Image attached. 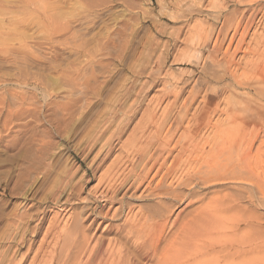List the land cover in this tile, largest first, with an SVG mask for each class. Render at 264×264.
Returning a JSON list of instances; mask_svg holds the SVG:
<instances>
[{"label":"rangeland","instance_id":"obj_1","mask_svg":"<svg viewBox=\"0 0 264 264\" xmlns=\"http://www.w3.org/2000/svg\"><path fill=\"white\" fill-rule=\"evenodd\" d=\"M263 11L264 0H0V264H85L87 254L76 250L83 235L89 247L109 242L135 264H155L119 232L124 222L168 219L158 249L167 248L178 213L180 222L220 196L233 210L215 218L231 226L242 217L234 238L258 237L262 249L185 263L264 264ZM135 135L145 154L134 152ZM237 150L233 171L221 162ZM207 154L216 155V171ZM156 160L148 182L133 189L143 165ZM164 171L169 195L154 197ZM106 195L122 204L104 203ZM20 214L32 219L21 222Z\"/></svg>","mask_w":264,"mask_h":264},{"label":"bare ground","instance_id":"obj_2","mask_svg":"<svg viewBox=\"0 0 264 264\" xmlns=\"http://www.w3.org/2000/svg\"><path fill=\"white\" fill-rule=\"evenodd\" d=\"M179 2V1H178ZM177 1H176V4L178 3ZM181 3V2H180ZM182 4V3H181ZM179 5V4H178ZM261 6V5H260ZM246 9V8H245ZM263 9V8H262ZM246 11V10H245ZM251 11H252V9H251ZM262 12V11H261ZM264 12V11H263ZM249 13V12H248ZM256 13V12H255ZM252 14H254V13H252ZM264 14V13H263ZM254 15H256V14H254ZM243 17H245L244 15L242 16V18ZM250 17V16H249ZM254 17V16H253ZM253 17H251L252 19H253ZM255 18V17H254ZM248 19V18H247ZM240 20H241V18H240ZM244 20V19H243ZM245 21H247L246 19H245ZM253 21V20H252ZM238 23V22H237ZM248 23V22H247ZM235 24H236V22H235ZM234 24V25H235ZM243 24V23H242ZM249 24V23H248ZM238 25H239V23H238ZM244 25H245V22H244ZM241 26V25H240ZM240 26L239 27H237L236 26V28H240ZM247 26V25H246ZM202 27V26H201ZM245 27V26H244ZM244 27H242V28H244ZM248 27V26H247ZM264 27V26H263ZM236 28H234V29H236ZM241 28V29H242ZM248 28H250V27H248ZM202 29V28H201ZM234 29L232 30V31H234ZM240 29V30H241ZM243 30V29H242ZM202 31V30H201ZM204 31V30H203ZM246 31V30H245ZM250 31V30H249ZM200 32V31H199ZM241 32H244V30L243 31H241ZM240 32V33H241ZM196 33V32H195ZM210 33V32H209ZM239 33V34H240ZM246 33H247V31H246ZM197 34V33H196ZM204 34V33H203ZM207 34V33H206ZM236 34V33H235ZM243 34V33H242ZM255 34V33H254ZM253 34V35H254ZM201 35H202V33H201ZM201 35L199 36V33H198V35L197 36H199V37H201ZM256 35V34H255ZM205 36V35H204ZM207 36V35H206ZM257 36V35H256ZM208 37V36H207ZM223 37V36H222ZM226 37V36H225ZM224 37V38H225ZM255 37V36H254ZM253 37V38H254ZM197 38V37H196ZM211 38V37H210ZM244 38V37H243ZM255 38H257V37H255ZM200 39V38H199ZM204 39V38H203ZM223 39V38H222ZM239 39H241V38H239ZM202 40V39H201ZM206 40V39H205ZM210 40V39H209ZM208 40V41H209ZM254 39H252V41H253ZM256 40V39H255ZM255 40H254V43H255ZM258 40V39H257ZM256 40V41H257ZM260 40H261V38H260ZM203 41V40H202ZM216 41H217V39H216ZM205 42V41H204ZM204 42H201V43H203L204 44ZM210 42V41H209ZM237 42H239V41H237ZM237 42H236V44H237ZM241 42V41H240ZM243 42V41H242ZM257 42H260L259 40L257 41ZM198 43H199V41H198ZM198 43H196V44H198ZM235 44V45H236ZM239 44V43H238ZM243 44H245L244 42H243ZM256 44V43H255ZM258 44H260V43H258ZM262 44V43H261ZM214 45V44H213ZM218 45V44H217ZM257 45V44H256ZM207 46V45H206ZM205 46V47H206ZM255 46V45H254ZM260 45H258L257 46V48L259 47ZM263 46V45H262ZM215 47V46H214ZM241 47V46H240ZM239 47V48H240ZM237 48V47H236ZM263 48V47H262ZM235 49V48H234ZM252 49H255V48H252ZM258 49H260V48H258ZM257 49V50H258ZM215 51V50H214ZM213 51V52H214ZM247 51V50H246ZM250 51V50H249ZM252 51V50H251ZM211 52V51H210ZM217 52V51H216ZM215 52V53H216ZM256 52V50H254V53ZM253 53V54H254ZM261 53V52H260ZM258 54V53H257ZM263 54V53H262ZM261 54V56H263ZM257 56V55H256ZM260 56V57H261ZM259 57V56H258ZM228 58V57H227ZM230 58H231V56H230ZM230 58H229V61H230ZM216 59V58H215ZM259 59V58H258ZM233 60V59H232ZM253 60V59H252ZM260 60V59H259ZM258 60V61H259ZM216 61V60H215ZM254 61V60H253ZM253 61H251V62H253ZM262 61V60H261ZM260 61V62H261ZM259 62V63H260ZM264 62V61H263ZM230 63V62H229ZM255 63V62H254ZM228 64V63H227ZM234 64V63H233ZM236 64V63H235ZM252 64V63H251ZM247 65H248V62H247ZM250 65V64H249ZM257 65V64H256ZM228 66V65H227ZM239 66V65H238ZM238 66H237V68H238ZM235 67V66H234ZM247 67V66H246ZM255 67V66H254ZM227 68H229V67H227ZM264 68V67H263ZM224 69H226V68H224ZM232 69V68H231ZM230 69V70H231ZM234 69V68H233ZM246 69V68H245ZM244 69V70H245ZM250 69V68H249ZM255 69V68H254ZM259 70V69H258ZM229 72V71H228ZM256 72H258L257 70H256ZM232 73V72H231ZM231 76V75H230ZM250 76V75H249ZM248 76V77H249ZM234 77V76H233ZM260 78V77H259ZM251 79V78H250ZM262 79H264V78H262ZM234 80V79H233ZM248 80V79H247ZM264 81V80H263ZM263 84V83H262ZM251 85V84H250ZM261 85V84H260ZM262 87V86H261ZM128 91V90H127ZM123 93H125L126 94V92H123ZM212 98V97H211ZM263 98V97H262ZM261 99V98H260ZM212 100V99H211ZM209 101V100H208ZM215 106V105H214ZM256 106V105H255ZM184 109H185V107H184ZM214 111V110H213ZM216 111V110H215ZM214 111V112H215ZM111 113H112V111H110ZM110 112H109V116H110ZM185 112H186V110H185ZM223 114H225V113H223ZM107 115V116H108ZM108 116V117H109ZM111 117V116H110ZM152 118V117H151ZM153 119V118H152ZM107 121V120H106ZM125 121V120H124ZM153 121V120H152ZM207 121H208V119H207ZM108 122V121H107ZM110 122V121H109ZM143 122V121H142ZM147 123H148V121H146ZM177 123V122H176ZM154 124V123H153ZM166 124V123H165ZM174 124V123H173ZM175 125V124H174ZM173 125V126H174ZM197 125V124H196ZM209 125V124H208ZM211 125V124H210ZM209 125V126H210ZM213 125V124H212ZM215 125H216V123H215ZM149 126H151V123H150V125ZM154 126V125H153ZM172 126V125H171ZM171 126L169 127V128H171ZM181 126V125H180ZM187 126H189V125H187ZM205 126V125H204ZM146 127V126H145ZM144 127V128H145ZM158 127V126H157ZM193 127V126H192ZM200 127V126H199ZM203 127V126H202ZM201 127V128H202ZM210 128H211V126H210ZM226 128V127H225ZM237 128V127H236ZM154 129V128H153ZM156 129V128H155ZM163 129V128H162ZM175 129V128H174ZM178 129V128H177ZM234 129V128H233ZM144 130V129H143ZM143 130H142V132H143ZM158 130H159V128H158ZM169 130V129H168ZM188 130H189V128H188ZM197 130V129H196ZM216 130H217V128H216ZM222 130H225V129H222ZM162 131V130H161ZM172 131H173V129H172ZM186 131V130H185ZM212 131V130H211ZM238 131V130H237ZM263 131V130H262ZM169 132H170V130H169ZM168 132V133H169ZM220 132V131H219ZM229 132V131H228ZM227 132V133H228ZM139 133H141V132H139ZM159 133H160V131H159ZM215 133V132H214ZM145 134V133H144ZM176 134V133H175ZM233 134V133H232ZM185 135V134H184ZM189 135H190V133H189ZM136 136V135H135ZM137 136H139V134L137 135ZM136 136V137H137ZM173 136V135H172ZM188 136V135H187ZM193 136V135H192ZM216 136H217V134H216ZM215 136V138H217ZM222 136H224V135H222ZM241 136V135H240ZM157 137H159V135L157 136ZM180 137V136H179ZM231 137H232V135H231ZM233 137H234V135H233ZM238 137V136H237ZM141 138H143V137H140V138H135V140H134V138L132 139V141H131V143L130 144H132V147L133 148H136V150H134V152H136L137 153V151H139V152H143L144 154L146 153V147H147V145H145V146H143L145 143L144 142H142L141 141ZM155 138V137H154ZM202 138V137H201ZM209 138V137H208ZM152 139V138H151ZM163 139V138H162ZM179 139V138H178ZM227 139V138H226ZM153 140V139H152ZM184 140V139H183ZM228 140V139H227ZM238 140V139H237ZM241 140H242V138H241ZM146 141V140H145ZM193 140H191V142H192ZM202 141V140H201ZM207 141V140H206ZM231 141V140H230ZM251 141V140H250ZM255 141V140H254ZM257 141V140H256ZM255 141V142H256ZM149 142V141H148ZM146 143V144H149V143ZM155 142H157V141H155ZM181 142V141H180ZM190 142V143H191ZM210 142V141H209ZM213 142V141H212ZM232 142V141H231ZM247 142V141H246ZM254 142V143H255ZM144 143V144H143ZM159 143V142H158ZM176 143V142H175ZM189 143V142H188ZM232 143H234V142H232ZM235 143H237V142H235ZM245 143V142H244ZM109 144V143H108ZM153 144V143H152ZM164 144H166V141L164 140ZM170 144V143H169ZM177 144V143H176ZM181 144V143H180ZM203 144V143H202ZM221 144H223V143H221ZM251 144H252V142H251ZM179 145V144H178ZM204 145V144H203ZM212 145V144H211ZM240 145V144H239ZM239 145H237L238 147H239ZM126 146V145H125ZM124 146V147H125ZM150 146V145H149ZM153 146V145H152ZM191 146V145H190ZM219 146V145H218ZM242 146H243V144H242ZM247 146V145H246ZM259 146V145H258ZM262 146V145H261ZM180 147V146H179ZM211 147V146H210ZM220 147V146H219ZM223 147H226L227 149H228V147H227V145H224L223 144ZM230 147V146H229ZM241 147V146H240ZM189 148V147H188ZM204 148V147H203ZM243 148H245V147H243ZM105 149V148H104ZM103 149V150H104ZM173 149V148H172ZM246 149V148H245ZM109 150V149H108ZM148 150V149H147ZM200 150V149H199ZM214 150V149H213ZM230 150V149H229ZM234 151L236 150V149H233ZM232 150V147H231V151H233ZM247 150V149H246ZM248 150H250L249 148H248ZM126 151H127V149H126ZM125 151V152H126ZM155 151V150H154ZM169 151H171V150H169ZM186 151H187V149H186ZM185 151V152H186ZM204 151V150H203ZM217 151H219V150H217ZM233 151V152H234ZM262 151V150H261ZM176 152V151H175ZM206 151H204V153H205ZM228 152H230V151H223V152H221V153H219V155L220 156H226V158H228ZM243 152H244V150H243ZM247 152H250V151H247ZM253 152V151H252ZM159 153H160V151H159ZM172 153V152H171ZM246 153V152H245ZM130 154V153H129ZM128 154V155H129ZM143 154V155H144ZM150 154V153H149ZM153 154V153H152ZM158 154V153H157ZM190 154V153H189ZM217 154V153H216ZM233 154H235V153H233ZM237 158H235L233 161H229L228 159H225V161L223 162H221L222 163V165H224V164H226L227 165V168L228 169H232L234 166H235V162H237L238 160V158H239V155H238V150H237ZM235 154V155H236ZM252 154V153H251ZM131 155V154H130ZM140 155V154H139ZM186 155V154H185ZM206 155V154H205ZM209 154H207V156H208ZM248 155V154H247ZM255 155V154H254ZM151 155H149V157H150ZM156 156V155H155ZM166 156V155H165ZM183 156V155H182ZM187 156V155H186ZM246 156V155H245ZM251 156V155H250ZM261 156V155H260ZM148 157V158H149ZM152 157V156H151ZM160 157V156H159ZM171 157V156H170ZM204 157V156H203ZM233 157V156H232ZM241 157V156H240ZM248 157H249V155H248ZM253 157V156H252ZM252 157H251V159H252ZM163 158V157H162ZM201 158V157H200ZM247 158V157H246ZM157 159V158H156ZM168 159V158H167ZM167 159L165 160V161H167ZM190 159V158H189ZM192 159V158H191ZM208 159H209V161L206 163L205 162V164H207L206 166L209 168V170H215L216 171V168L217 167H219L220 166V164H218V162L219 161H217V157H216V155L215 154H212V155H209L208 156ZM240 159H242V158H240ZM257 159V158H256ZM262 159H263V157H262ZM125 160V159H124ZM145 160V159H144ZM153 160H155V158L153 159ZM198 160V159H197ZM200 160V159H199ZM151 161V160H150ZM194 161V160H193ZM247 161V160H246ZM250 161V160H249ZM260 161V160H259ZM124 162V161H123ZM162 162V161H161ZM164 162V161H163ZM257 162V161H256ZM201 163V162H200ZM240 163H241V161H240ZM122 164H124V163H122ZM131 164V163H130ZM145 164V163H144ZM161 164V163H160ZM160 164H158L159 166H160ZM164 164H166V163H164ZM163 164V165H164ZM199 164V163H198ZM247 164V163H246ZM245 164V165H246ZM139 165V164H138ZM157 165V160L156 161H152V163L150 164V166L149 167H147V168H145V166H146V164H145V166L143 165V169L141 168V170H142V172L139 174V176H138V179H136V187L134 186V188L133 189H135V190H137L138 189V187H139V185H141L144 181L146 182V180L148 179V177H149V175L151 174V172L155 169L154 167ZM162 165V166H163ZM178 165V164H177ZM195 165V164H194ZM201 165V164H200ZM239 165H241V164H239ZM257 165H260L259 163L257 164ZM122 166V165H121ZM182 166V165H181ZM225 166V165H224ZM243 166V165H242ZM251 166V165H250ZM249 166V167H250ZM261 166V165H260ZM132 167V166H131ZM136 167V166H135ZM178 167V166H177ZM194 167V166H193ZM262 167V166H261ZM138 168V167H137ZM145 168V169H144ZM162 168V167H161ZM161 168L159 167V168H156V172H155V177L158 175V174H161ZM254 168V167H253ZM117 169V168H116ZM120 169V168H119ZM127 169V168H126ZM192 170V168H189V170ZM237 169H239V168H236V170ZM252 169V168H251ZM260 169V168H259ZM262 169V168H261ZM130 170V169H129ZM138 170V169H137ZM140 170V171H141ZM179 170V169H178ZM188 170V169H187ZM209 170H207V171H209ZM233 170V169H232ZM248 170H249V168H248ZM256 170V169H255ZM257 170H258V168H257ZM263 170V169H262ZM167 171V170H166ZM166 171H164L165 172V174L163 175V176H161V178H160V180L157 182V184H156V186H155V188L153 189V191H152V195L154 196V197H156V196H158V197H163V196H166V191H164L163 189H162V187H163V184L165 183V181H166ZM218 171V170H217ZM234 171V170H233ZM233 171L231 172V174L233 173ZM250 171V170H249ZM253 171V170H252ZM67 172V171H66ZM117 172V171H116ZM115 172V173H116ZM130 172V171H129ZM138 172V171H137ZM163 172V173H164ZM173 173H174V171H172ZM195 172V171H194ZM254 172V171H253ZM261 172V171H260ZM131 173V172H130ZM191 173H192V171H191ZM220 173V172H219ZM237 173V172H236ZM235 173V176L236 177H238V175ZM252 173V172H251ZM250 173V174H251ZM108 174V173H107ZM132 174V173H131ZM175 174H176V172H175ZM177 174H178V172H177ZM176 174V175H177ZM214 174V173H213ZM221 174V173H220ZM229 174H230V172H229ZM261 174V173H260ZM262 174H263V172H262ZM137 175V173L135 174V176ZM185 175H187V174H185ZM218 175V174H217ZM233 175V174H232ZM239 175H240V173H239ZM119 176V175H118ZM129 176V175H128ZM153 176V175H152ZM172 176V175H171ZM180 176V175H179ZM178 176V177H179ZM189 176V175H188ZM206 176H208V177H211V175L209 176V174H207ZM227 176V174L225 175V177ZM229 176V175H228ZM234 176V175H233ZM246 175H240L239 177L241 178V179H244V177H245ZM255 176H256V171H255ZM154 177V176H153ZM153 177H152V179H153ZM176 177V176H175ZM184 177V176H183ZM196 177H198V175L196 176ZM229 177H231V176H229ZM228 177V180L230 179ZM257 177V176H256ZM223 178V177H222ZM246 178V177H245ZM251 178V177H250ZM260 178V177H259ZM258 178V179H259ZM113 179H114V176H113ZM117 179V178H116ZM177 179V178H176ZM179 179V178H178ZM221 179V178H220ZM235 179V177L233 178V180ZM118 180V179H117ZM154 180V179H153ZM156 180V179H155ZM154 180V181H155ZM193 180H194V178H193ZM192 180V181H193ZM204 180V179H203ZM203 180H201V182L203 181ZM215 180H216V178H215ZM219 180V179H218ZM226 180V179H225ZM224 180V181H225ZM249 180V179H248ZM257 180V179H256ZM264 180V179H263ZM113 181V180H112ZM128 181V180H127ZM133 181V180H132ZM173 181V180H172ZM175 181V180H174ZM200 181V178H197V180H196V182H199ZM211 181H213V180H211ZM220 181V180H219ZM221 181H223V180H221ZM231 181H232V179H231ZM238 181H240V180H238ZM118 182V181H117ZM116 182V183H117ZM120 182V181H119ZM125 182H126V180H125ZM148 182V181H147ZM146 182V183H147ZM183 182V181H182ZM187 182V181H186ZM207 180L205 181V183L204 184H206V185H208L209 184V181L207 182ZM216 182V181H215ZM244 182V181H243ZM253 182V181H252ZM257 182V181H256ZM259 182H261V180L259 181ZM62 184H64L63 182H61ZM112 183H114V181L112 182ZM173 183V182H172ZM175 183V182H174ZM176 183H178V181L176 182ZM175 183V184H176ZM200 183V182H199ZM203 183H202V186H203ZM246 183V182H245ZM263 184H264V181L262 182ZM145 184V183H144ZM189 184H190V181H189ZM250 184V183H249ZM252 184V183H251ZM253 184H254V182H253ZM259 184V183H258ZM258 184L256 185V186H258ZM58 185V184H57ZM60 185V184H59ZM178 185V184H177ZM185 185H186V183H185ZM184 185V186H185ZM260 185V184H259ZM262 185V184H261ZM108 186V185H107ZM110 186H111V183H110ZM113 186H114V184H113ZM125 186V185H124ZM57 187V186H56ZM147 187V186H146ZM172 187H175V186H171V188ZM253 187H254V185H253ZM262 187H263V185H262ZM62 188V187H61ZM60 188V189H61ZM180 188V187H179ZM191 188H192V186H191ZM194 188V187H193ZM65 189V188H64ZM72 189V188H71ZM70 189V190H71ZM124 189V188H123ZM128 189V188H127ZM132 189V188H131ZM132 189V190H133ZM150 189H152V187L150 188ZM166 189V188H165ZM178 188H176V190H177ZM186 189V188H185ZM255 189V188H254ZM262 189V188H261ZM121 190V189H120ZM120 190H118V192L120 191ZM129 191H130V189H128ZM169 190V189H168ZM176 190H174V191H176ZM181 190V189H180ZM191 190H193V189H191ZM255 190H257V193L258 194H260V190H259V187H256V189ZM69 191V190H68ZM109 191V190H108ZM126 191V190H125ZM145 191H146V189H145ZM177 192V191H176ZM196 192V191H195ZM104 193V192H103ZM130 193V192H129ZM133 193V192H132ZM147 193V192H146ZM193 193V192H192ZM102 194V193H101ZM105 194V193H104ZM118 194V193H117ZM128 194V193H127ZM126 194V195H127ZM131 194V193H130ZM168 195H169V193H167ZM191 194V193H190ZM151 195V194H150ZM191 195H193V194H191ZM262 195H264V194H262ZM101 196H103V195H101ZM100 196V194H99V197H101ZM125 196V195H124ZM173 196L174 197H176L177 196V194L175 195V193L173 192ZM187 196V195H186ZM194 196H195V194H194ZM106 197V199L105 200H103V202L104 203H108L109 205H113V204H117V203H120V204H122V199H117L116 197H114V196H110V197H107V195L105 196ZM152 197V196H151ZM170 197V196H169ZM193 197V196H192ZM108 198V199H107ZM153 198V197H152ZM167 198V197H166ZM195 198V197H194ZM235 198V197H234ZM157 199H159V198H157ZM163 199V198H162ZM168 199V198H167ZM172 199V198H171ZM183 199V198H182ZM189 199V198H188ZM219 199H222L221 198V196H220V198H218V200H216V198H215V200L214 199H212L213 201H211V202H208L207 203V205L204 207V208H202L201 209V211H197V212H195L194 213V215H190L188 218H186V219H183L182 221H178V220H180L179 219V216H180V213H178L177 215H176V218H175V220H174V222H172V224L173 225H177V228H176V232H175V237H174V239H173V242L170 244V246L169 247H167L166 248V245L162 248V249H158V247H159V245H160V243H161V237H160V232L162 231V230H164V228L166 227V220H168V219H166V220H164L162 223L160 222V223H158L157 221H158V219H157V217H158V215H157V217L156 216H154V215H147L146 216V214H145V216L146 217H144V218H140V216H138L139 217V219L135 222V219H134V221H132L131 223H128V222H124V225H123V227L122 228H120L119 229V232H120V230H122V231H124V235L126 234V238H127V236L128 237H131V238H133L134 239V241H136V245H137V249L138 250H140L141 252H144L146 255H147V257L148 258H150V259H153V260H156V262H155V264H180L181 262L180 261H184L183 263H185V261L187 262H189V260L190 259H194L195 257H197L198 256V258H200V256L199 255H202V254H210L211 255V257H216L215 259H217V257H218V255H220V254H223L224 255V257H228V259L229 260H233V258H235V257H237V256H239V255H247V254H250L251 255V253L252 252H259L261 249H262V243H261V240H259V238L257 237L256 239H254L252 236L249 238V234H241L240 235V238H239V240H238V238H234V234H233V232H235L238 228H239V225H240V223H245L243 220H242V217H240L239 219L240 220H236V224H234V225H231V226H228L227 224L226 225H224V224H222L221 223V219H218V218H215V215H218V213H227L229 210L231 211V210H233V207L231 206V205H229V204H227V203H224L222 200L221 201H219ZM174 200H175V198H174ZM181 200V199H180ZM179 200V201H180ZM184 200V199H183ZM232 200H234V199H232ZM237 200V199H236ZM173 201V200H172ZM171 201V202H172ZM185 201V200H184ZM188 203H189V201H187ZM226 202V201H225ZM229 202V201H228ZM63 203V202H62ZM68 203V202H67ZM188 203H187V205H188ZM230 203V202H229ZM260 203V202H259ZM234 204V203H233ZM232 204V205H233ZM236 204V203H235ZM162 205V204H161ZM172 205V204H171ZM173 207V206H172ZM58 208V207H57ZM138 208V207H137ZM171 208V207H170ZM118 209V208H117ZM122 209H123V207H122ZM141 209V208H140ZM148 209V208H147ZM167 209H169V208H167ZM172 209V208H171ZM138 210V209H137ZM142 210H144V209H142ZM141 210V211H142ZM150 210V209H149ZM148 210V211H149ZM145 211V210H144ZM235 211H237V210H235ZM122 212V211H121ZM135 212V211H134ZM160 212H162V211H160ZM133 213V212H132ZM156 213V212H155ZM163 213V212H162ZM161 213V214H162ZM165 213V212H164ZM237 213V212H236ZM151 214V213H150ZM107 215V214H106ZM140 215H141V212H140ZM156 215V214H155ZM221 215V214H220ZM219 215V216H220ZM30 216V215H29ZM94 216V215H93ZM96 216V215H95ZM94 216V217H95ZM133 216H134V214H133ZM136 216V215H135ZM134 216V217H135ZM218 216V217H219ZM92 217V214L90 213V214H86V217L84 218V219H87V220H89L90 218ZM133 217V218H134ZM164 217H166V216H164ZM233 216H231V218H232ZM238 217H239V215H238ZM32 219V216L31 217H27L26 215H22V214H20V216H19V220L21 221V222H25V221H28L29 219ZM96 218H99L98 216L97 217H95L94 219H92L91 221H90V224H89V226L90 227H92V226H94V224L96 223ZM158 218H160V217H158ZM257 218V217H256ZM18 219V218H17ZM36 218H34V220H35ZM132 219V218H131ZM233 219V218H232ZM237 219V218H236ZM259 219V218H258ZM258 219H255V220H258ZM133 220V219H132ZM162 220V219H161ZM250 220V219H249ZM31 221V220H30ZM129 221V220H128ZM131 221V220H130ZM129 221V222H130ZM179 222V223H178ZM231 222V221H230ZM259 222V221H258ZM102 223V222H101ZM22 224V223H21ZM260 226V225H259ZM19 227H20V225H19ZM170 227V226H169ZM253 227V226H252ZM254 227H256V226H254ZM38 228V224H37V226L35 225L34 226V228H33V230H32V232L33 231H35L36 229ZM117 228V227H116ZM26 229V228H25ZM80 231H82V229L80 230ZM240 233H242V232H240ZM84 234V233H83ZM258 234V233H257ZM261 234V233H260ZM260 234H259V236H260ZM74 235H75V233H74ZM239 235V234H238ZM262 235V234H261ZM24 236V235H23ZM81 236H82V234H81ZM123 236V235H122ZM82 238V242H80L79 241V245H78V247H77V251L78 252H81L82 254H87L86 255V260H85V264H135L134 263V261L136 260V259H134V260H132V261H130V259L129 258H125L124 256H122V255H117L116 254V252L119 250H116V252H114V251H110V250H108L107 249V247L106 246H104L105 244L106 245H108L109 244V242L108 243H104V245H103V242L101 243L100 241H99V243H94L91 247H89V245H88V241H89V239L85 236V235H83V237H81ZM235 239H237L238 241H236ZM179 242V243H178ZM24 243V241L22 240L21 241V244H23ZM115 246H117V245H115ZM135 246V245H134ZM236 247V249H235V247ZM111 248H114V246H111ZM217 248H221V250H219L218 252H217ZM112 250V249H111ZM115 250V249H114ZM110 251V252H109ZM81 253H80V255H81ZM121 253V252H120ZM79 254V253H78ZM125 254V253H124ZM138 254H139V252H138ZM255 255V254H254ZM76 257H77V255H75ZM74 256V257H75ZM257 256V255H256ZM255 256V257H256ZM74 257H73V259H74ZM136 257V256H135ZM242 257V256H241ZM252 258V257H251ZM63 259V258H62ZM78 259H79V257H78ZM253 259H255V258H253ZM252 259V260H253ZM76 260V259H75ZM210 260H212V258L210 259ZM220 260V259H219ZM225 260V259H224ZM243 260V259H242ZM251 260V261H252ZM72 261V260H71ZM84 261V260H83ZM146 261V260H145ZM204 261V260H203ZM205 261H207V259L205 260ZM205 261H204V264H205ZM257 261V260H256ZM73 262H74V260H73ZM202 262V261H201ZM209 261H207V263H208ZM213 262H214V260H213ZM241 262V261H240ZM259 262V261H258ZM249 263V262H248ZM248 263H245V262H242L241 264H248ZM256 263V262H255ZM71 264V263H70ZM82 264V263H81ZM186 264V263H185ZM187 264H189V263H187ZM197 264H199V262H197ZM208 264H211L210 262L208 263ZM214 264H216V263H214ZM226 264H228V262L226 263ZM229 264H231L230 262H229ZM236 264V263H235Z\"/></svg>","mask_w":264,"mask_h":264}]
</instances>
